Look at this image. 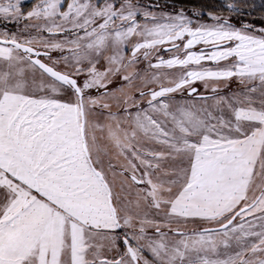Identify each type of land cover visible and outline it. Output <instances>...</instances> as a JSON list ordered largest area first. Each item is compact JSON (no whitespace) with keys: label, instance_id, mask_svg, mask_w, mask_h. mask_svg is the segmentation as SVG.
<instances>
[{"label":"snow or ice","instance_id":"6c2138e0","mask_svg":"<svg viewBox=\"0 0 264 264\" xmlns=\"http://www.w3.org/2000/svg\"><path fill=\"white\" fill-rule=\"evenodd\" d=\"M160 7L0 3V264H264V27Z\"/></svg>","mask_w":264,"mask_h":264},{"label":"rangeland","instance_id":"374dc122","mask_svg":"<svg viewBox=\"0 0 264 264\" xmlns=\"http://www.w3.org/2000/svg\"><path fill=\"white\" fill-rule=\"evenodd\" d=\"M237 0H235L236 2ZM22 2V11L23 12H28L31 10L32 7H34L37 3H39V0H21ZM228 2V0H219L218 5L216 7V9L220 10L221 12H215V14L218 15H223L226 16L230 19V22L233 23L236 26H240V24L242 22H247V20L243 21L242 17L240 16H231L226 8V3ZM0 3H7V0H0ZM133 3L139 4L141 6L144 7H148L149 5H153V4H157L155 2H152L150 0H133ZM160 8L156 9V11H164V12H170V13H174V12H178L180 10H183L185 12L186 15H188L190 18H192L193 20H199L200 22H210L208 20V16H206L205 18L201 16L196 17L193 15L194 12H196L197 10H190V9H179V8H173V7H168L162 4ZM66 8V5H65ZM243 11V10H242ZM201 12V11H199ZM27 22L20 20L19 22L16 21H11V20H4L3 18H0V32H4L7 31L9 33H16L18 36H30V35H40L38 34L34 28H28L27 30H25V24ZM249 23V22H248ZM255 25L257 28L259 27H264V21H262V24H253ZM42 35L47 36V33H43ZM42 50V49H41ZM61 54L59 52H53L52 56L53 57H59ZM165 58L168 57L167 53H164ZM57 67H59L60 69H63V64L58 65ZM137 67L141 70V74H143V72L145 70H147V61H144L143 58L141 57L140 59V63L137 65ZM155 71V70H152ZM161 71H166V70H161ZM29 84H31V80H32V74L29 73ZM35 78L37 79V81H39L40 79V73L36 72L35 73ZM137 83H139V81H137ZM112 87V86H110ZM196 87H198L200 89L201 92H205V89L203 87L202 84H200L199 82L197 83ZM241 88V86L235 81H231L228 83L227 87L222 86V90L220 92L221 95H231L232 92L237 91ZM31 91V89H29ZM208 95H211L210 90L207 92ZM177 96V99L181 98V94L177 93L175 94ZM187 93H184V96L186 97ZM208 225L202 224L201 222H196V223H188L187 225L181 224L179 225V227L181 228L182 231L187 232L189 235H191L193 232L195 231H199L202 227H207ZM164 231H168L167 229H163ZM123 231V230H121ZM148 233L151 235L154 233V229L149 228L148 229ZM224 249L221 247L220 252L224 253ZM231 251V250H229ZM145 257L148 259H151V255L150 253H148L147 251H145L144 253Z\"/></svg>","mask_w":264,"mask_h":264},{"label":"trees","instance_id":"16d2710c","mask_svg":"<svg viewBox=\"0 0 264 264\" xmlns=\"http://www.w3.org/2000/svg\"><path fill=\"white\" fill-rule=\"evenodd\" d=\"M158 4L168 7H179L201 11L202 17L205 18L209 12H221L216 9L219 0H156ZM237 4L242 7L244 12L243 21L251 24H262L264 21V0H237Z\"/></svg>","mask_w":264,"mask_h":264},{"label":"flooded vegetation","instance_id":"af4514ba","mask_svg":"<svg viewBox=\"0 0 264 264\" xmlns=\"http://www.w3.org/2000/svg\"><path fill=\"white\" fill-rule=\"evenodd\" d=\"M31 1H33V0H31ZM150 1L157 3L156 0H150ZM97 2H99V1H97ZM173 8H179V7H173ZM179 9H185V8H179Z\"/></svg>","mask_w":264,"mask_h":264},{"label":"water","instance_id":"95a60500","mask_svg":"<svg viewBox=\"0 0 264 264\" xmlns=\"http://www.w3.org/2000/svg\"><path fill=\"white\" fill-rule=\"evenodd\" d=\"M97 1H99V0H97Z\"/></svg>","mask_w":264,"mask_h":264}]
</instances>
